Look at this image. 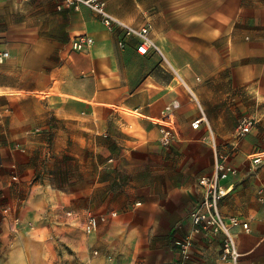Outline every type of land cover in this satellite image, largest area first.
Wrapping results in <instances>:
<instances>
[{
  "label": "crops",
  "instance_id": "0c3cea01",
  "mask_svg": "<svg viewBox=\"0 0 264 264\" xmlns=\"http://www.w3.org/2000/svg\"><path fill=\"white\" fill-rule=\"evenodd\" d=\"M102 1L149 24L159 53H137L133 38L120 47V30L86 6L0 0V264H227L220 235L192 232L189 219L197 180L213 170L210 140L237 170L219 208L248 222L235 233L238 263L264 264V0ZM59 31L93 44L55 63ZM160 57L181 86L154 73ZM243 120L252 126L238 137ZM160 128L173 132L169 146ZM63 156L77 174L60 184ZM90 212L103 219L87 234ZM187 237L182 255L175 241Z\"/></svg>",
  "mask_w": 264,
  "mask_h": 264
},
{
  "label": "built area",
  "instance_id": "2783aa9c",
  "mask_svg": "<svg viewBox=\"0 0 264 264\" xmlns=\"http://www.w3.org/2000/svg\"><path fill=\"white\" fill-rule=\"evenodd\" d=\"M86 6L94 11L100 18L101 22L108 29L118 28L122 34V38L119 39L118 45L124 46L125 38H133L136 41V51L139 54L145 55L150 49L158 50L151 37V28L149 24L142 26H132L127 24L123 20L115 17L109 13L102 0H60L57 9L68 8L78 10L80 7ZM93 44L92 37L86 34H80L73 37L70 40V48L72 50H84L88 49ZM8 57V51H0V63ZM177 106L173 104L172 107ZM170 109V107H166ZM201 118L196 119L191 123L193 128L198 127ZM208 125L206 124V127ZM252 126L251 120H243L239 124L237 136L241 137L246 134ZM160 142L163 146H169L173 139V132L170 129L160 128ZM211 144L215 148L213 170L210 175H204L198 178L197 185L200 190V199L189 212V219L192 224V232H200L206 236L220 235L221 248L219 253V260L227 264H239L238 258L240 253L237 249L235 241V233L238 228L243 231H249V225L247 221L241 220L238 216H229L224 218L220 212L219 202L229 192L230 188H225L222 185V180L227 179L237 173L229 162V155L216 149L214 140H210ZM253 163H258L259 159L252 160ZM2 165V162H0ZM257 200L264 202V188H259L256 194ZM103 219V216H97L94 214H88L83 225L85 233L90 234L98 228L99 221ZM176 245L179 248V252L182 255H186L187 251L192 244L191 237H187L182 240H176ZM185 264V263H179Z\"/></svg>",
  "mask_w": 264,
  "mask_h": 264
},
{
  "label": "rangeland",
  "instance_id": "374dc122",
  "mask_svg": "<svg viewBox=\"0 0 264 264\" xmlns=\"http://www.w3.org/2000/svg\"><path fill=\"white\" fill-rule=\"evenodd\" d=\"M10 36L11 39H15L17 37V30L13 29L10 30ZM60 37H59V41L62 43H59L57 45V53H54L52 55V59L54 60V62L56 63H60L62 61V58H64V55L71 52L72 49L70 48V39L65 40L64 36H61V31H59ZM158 52V50H154V52ZM9 56V54H8ZM162 64V65H156L155 67L158 69H162L164 70V72H154L158 77L161 78L162 77H166L167 75L170 77L171 80H173V82H177L180 86H181V78L178 76V73L175 72L173 66H172V62H168L167 60H165L163 57H160V61L158 62V64ZM179 63H181V61H179ZM167 71V72H166ZM171 105V103H170ZM177 108V107H176ZM175 109L174 107H170L169 110ZM9 110L7 109H3L0 107V119L4 120L8 113ZM27 117L31 118L32 117V110H26V114ZM5 125H2L0 123V137H2L5 131ZM29 133V132H28ZM174 140V136L172 141ZM161 143V142H160ZM41 160L38 159L37 164L40 163ZM77 165L75 162H73V160L71 159V157L69 156H63L62 158H60L57 162H56V174H55V178L57 180V183H63L66 176L69 174L74 175V177L76 176L77 172H76V168ZM66 215H71L72 212H68L65 211ZM89 214H92L91 212ZM95 215V214H94ZM99 216V215H97ZM87 218V217H86ZM85 223V222H84Z\"/></svg>",
  "mask_w": 264,
  "mask_h": 264
}]
</instances>
